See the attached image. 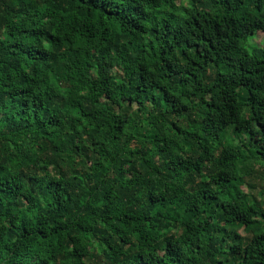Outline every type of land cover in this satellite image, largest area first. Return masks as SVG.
<instances>
[{
  "label": "clouds",
  "instance_id": "1",
  "mask_svg": "<svg viewBox=\"0 0 264 264\" xmlns=\"http://www.w3.org/2000/svg\"><path fill=\"white\" fill-rule=\"evenodd\" d=\"M43 2L0 0V264H264V0Z\"/></svg>",
  "mask_w": 264,
  "mask_h": 264
},
{
  "label": "trees",
  "instance_id": "2",
  "mask_svg": "<svg viewBox=\"0 0 264 264\" xmlns=\"http://www.w3.org/2000/svg\"><path fill=\"white\" fill-rule=\"evenodd\" d=\"M210 3L212 4L213 7H215L218 3L221 4L222 6L227 8V3L226 0H210ZM136 5H132V10L135 12L136 11ZM43 9L44 12H47L49 10H54L56 15L59 17L60 22H63L67 27L69 32H73V29L75 27V22L77 20H87L88 23L92 26L93 20L95 21V24H99V28L97 29V33H99L100 37L104 39L105 44H107V37L105 36V33L108 32V29L104 27L103 24H100L99 21V15L101 13V9H98L95 4L92 3V0H70L68 3L67 7H64L63 4H57L54 2H51V0H44L43 4L40 6V8L37 9V11H40ZM107 20L113 24L116 25V27L122 29L123 25L119 17H111L107 13L104 14ZM219 23V22H217ZM165 28H167V25H165ZM213 28H215V24H213ZM87 32V35L84 33H74L78 36V40L76 42L77 45H87L90 40L93 38V33L85 30ZM161 29L153 28L152 29V39L156 41L157 44H159L162 40V35H161ZM12 33L9 32V35ZM169 36L172 40H175L176 37L171 35L169 33ZM202 39V34L201 37H199L196 41L193 42V44H188L187 40L184 41V44L186 47L193 48L196 52L197 56H201V52L199 48L196 47V44L200 43ZM164 43L167 44L168 41L164 40ZM69 44L72 45L73 41L69 39ZM209 47L211 48L212 45L209 43ZM14 54V53H13ZM87 54V53H85ZM164 53L163 51L161 52V59H163ZM205 61H207V53L203 54L202 57ZM197 64H199V61H196ZM9 68H13V65L9 63L8 65ZM14 70V69H13ZM64 70L67 72L72 71V65L71 64H66L64 66ZM53 78L56 80L57 86L62 87L61 82L59 77L56 76V73H53ZM252 74H249L248 79H252ZM260 81H257L254 85L252 90L255 91L257 94L264 92V88L260 87ZM21 92H23V89H21ZM15 102V101H14ZM174 128H177V131H179V128L176 125H173Z\"/></svg>",
  "mask_w": 264,
  "mask_h": 264
}]
</instances>
